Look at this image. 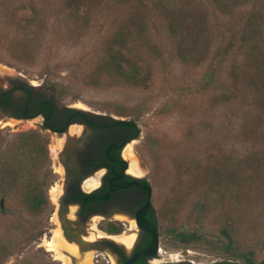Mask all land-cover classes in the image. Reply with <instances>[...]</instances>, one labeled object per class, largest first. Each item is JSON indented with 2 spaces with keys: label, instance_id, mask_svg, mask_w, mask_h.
Wrapping results in <instances>:
<instances>
[{
  "label": "rangeland",
  "instance_id": "1",
  "mask_svg": "<svg viewBox=\"0 0 264 264\" xmlns=\"http://www.w3.org/2000/svg\"><path fill=\"white\" fill-rule=\"evenodd\" d=\"M79 1L76 10L70 0H0L2 87L22 80L54 91L59 105L136 122L139 134L128 142L151 187L160 260L239 263L224 250L226 228L236 253L263 261L264 109L255 100L260 93L230 73L247 48L264 53V0H227L228 7L220 0ZM134 14L146 28H128L138 84L101 67L111 33ZM247 18L263 31L242 45ZM168 22L179 23L175 33ZM229 30L233 45L217 55ZM40 122L0 114V264H63L45 246L60 230L49 218L55 220L50 191L60 188L61 174L51 170L62 171L57 156L80 127L59 136L41 131ZM33 140L43 153L32 151ZM36 183L46 204L32 212L23 195ZM97 220L88 238H95ZM181 232L197 238L184 242Z\"/></svg>",
  "mask_w": 264,
  "mask_h": 264
},
{
  "label": "flooded vegetation",
  "instance_id": "2",
  "mask_svg": "<svg viewBox=\"0 0 264 264\" xmlns=\"http://www.w3.org/2000/svg\"><path fill=\"white\" fill-rule=\"evenodd\" d=\"M6 91L9 92L8 103L0 107L1 115L22 120L40 117V130L59 136L66 133L71 125L80 127L74 132L79 133L74 136V142L69 143L68 137L57 156L62 171L51 170L54 174H61V184L59 189L51 186L53 190L50 193L56 199L51 202L55 212H51L56 216L55 220L49 219L54 225L56 219L59 221L61 232L56 231L53 238L45 242L48 251H51L49 243L57 235L62 245L58 247V252L63 255L64 250L69 251H65L68 255H63L68 257L69 264H196L180 259L160 260L158 226L153 228L151 220H145L151 215L150 208L153 207L150 184L139 176L141 172L137 174L130 170L129 160L124 155L130 142L126 141L128 143L118 150V143L129 134L127 131L116 126L103 127L102 124L110 121L111 117L102 118L100 116L104 114L88 111L85 112L95 118L76 115L64 129L58 131L57 128L71 118L68 110L74 107L59 105L54 91H43L34 84L14 79L5 87L0 83V97ZM42 101L53 106L48 113L49 118L43 113L28 116ZM86 120L95 124L91 125ZM110 147L118 150L119 159L125 162L119 173L116 171L119 161L108 154ZM136 217L140 226L136 224ZM96 218L95 228L91 229L95 238H88L91 228L88 226ZM78 251L92 253L80 255ZM51 252L64 264L56 251Z\"/></svg>",
  "mask_w": 264,
  "mask_h": 264
},
{
  "label": "trees",
  "instance_id": "3",
  "mask_svg": "<svg viewBox=\"0 0 264 264\" xmlns=\"http://www.w3.org/2000/svg\"><path fill=\"white\" fill-rule=\"evenodd\" d=\"M71 4L73 5V7H76V10L79 9V6L81 4V2L79 0H70ZM236 1V0H235ZM239 1V0H237ZM238 3V2H237ZM220 4L223 7H228L227 4V0H220ZM141 19L140 17H138V15L134 14L133 16H130L129 18L126 19L125 24L123 25V27L115 29L112 33H111V38L109 40H111L110 45L108 44L107 46V50H106V54H105V58L102 61V68H105L106 70L109 71H113L116 74H121L125 77H128L129 79H134L135 84L140 83L141 79L143 78H139L140 75L137 72V68L135 66V64L132 62L131 57H130V53H131V49L130 46L128 45L129 42V37L128 35L129 27H131L132 25L135 26L138 30H140L139 32H144L146 30L145 26L141 24V21L138 20ZM180 19V18H179ZM140 21V22H139ZM173 21V20H171ZM202 20L198 19L196 26H199L198 23L201 22ZM254 23V24H253ZM138 24V26L136 25ZM178 22H168V32L171 33H175L177 28H178ZM199 32L203 33L204 31V27L202 26L201 28H198ZM231 29V28H230ZM262 29L260 28V25L255 24V22H253L250 18H247L244 22V26H243V31H242V35H241V44L243 45V43H246L247 41H254L258 36H260L262 34ZM229 33V39L227 42H225V44H221V47H219L217 49V55L220 53H224L225 51H227V49L232 45H233V40H234V31H227ZM140 34V33H138ZM223 37V34L221 35ZM205 40L206 37L202 36ZM132 39V38H131ZM255 46V45H254ZM256 47V46H255ZM253 48H247V50L244 52V56H243V60L241 61L240 65H241V69H239V67H236L238 69V71H231L230 75L232 78V81H234L235 83L237 82H242L244 83L246 86L252 88L255 92L260 93L259 96H257V98L255 99L256 102L259 104V106L264 109V91L262 90L263 85H264V53L260 52L257 49ZM180 48V46H179ZM156 49V48H155ZM154 51H157L155 50ZM181 49V48H180ZM156 53L159 54V52L157 51ZM258 54V55H257ZM235 68V70H236ZM213 69V68H212ZM209 70V72L207 73L206 77H205V82L209 83L212 81L213 78V74H214V69L213 70ZM234 70V68H232ZM237 74L238 76L240 75V78L238 77L237 79ZM136 77V79H135ZM27 89V88H26ZM9 92L6 91L3 93V95L0 97V107L4 106L8 103L7 100V96H8ZM57 98V95H55ZM51 107V108H50ZM53 106L51 104H49L48 102H44L42 101L41 103L38 104L37 109L31 113L28 114V116H32L35 115L36 113H43L45 115V117H47V119L49 118V111H52ZM68 112H70L72 114L71 118L68 119L64 125H62L61 127L57 128L58 131H60L61 129H64L66 127V124H68L71 119L73 117L77 116H82V115H88L85 111L77 109V108H73V109H69ZM89 118H95L92 117L90 114L88 115ZM17 117V116H15ZM102 118H108L109 116L104 115V116H100ZM101 118V119H102ZM48 121V120H47ZM46 119H45V123H47ZM89 124H95L94 121H89L86 120ZM47 125V124H45ZM52 125V124H50ZM104 126H116V127H121V129L127 131L129 134L128 136L121 140L118 143V150L121 149L123 147V145H125L126 141H129L130 139H134L138 136L139 134V128L136 125V122L132 119H127V120H121V119H113L110 118V121H106L103 124ZM53 127V125H52ZM33 143V144H32ZM30 144L34 145L32 151H41L42 153L45 151L43 146L40 144V142H36V141H30ZM32 145H30V147L32 148ZM118 150H113L111 149V147L108 149V154L110 156H115L116 160L119 161V167L116 169V171H118V173L121 171V168L125 165L124 161H121L119 159V152ZM255 161H258L259 159H254ZM260 161V160H259ZM29 189L25 191L24 195H23V201L26 205V207L32 211V212H36L42 209L43 206H45L46 204V198L44 193L40 190L39 185L36 183L35 184H30V186L28 187ZM150 212L151 215L149 217H145V220L150 219L151 220V226L153 228H156L158 226V222H157V216L155 213V209L154 207L150 208ZM221 233L227 238V241L225 243H223V247L224 250L228 253H230L231 257H239L240 259H242L239 263L234 262L232 260H221L218 262H213V263H209V264H264V260L259 262V263H255L252 259V252H247L244 254H238L236 253V248L235 246H233V240L231 239V236L229 234V231L226 228H223L221 230ZM176 235H178V237L180 238V240L184 241V242H189L190 239L192 238H197L195 234H187L184 232L181 233H176Z\"/></svg>",
  "mask_w": 264,
  "mask_h": 264
},
{
  "label": "bare ground",
  "instance_id": "4",
  "mask_svg": "<svg viewBox=\"0 0 264 264\" xmlns=\"http://www.w3.org/2000/svg\"><path fill=\"white\" fill-rule=\"evenodd\" d=\"M79 107H82L81 104L78 105ZM127 159H129V165H130V170L133 171L134 173H137L139 174L140 173V167L138 165V162L136 160V157L134 155V152H133V149H132V146L129 144L127 146V148L125 149V154H124ZM130 171V172H131ZM58 231V230H57ZM61 243L60 241H58V237L57 235L54 237V239L49 243L48 245V248L52 251H56V255L57 257L61 258L64 260V264H68L69 263V260L67 258H65L62 254H60V252H58V247H61ZM69 248V247H68ZM62 250V249H61ZM79 263V262H78Z\"/></svg>",
  "mask_w": 264,
  "mask_h": 264
},
{
  "label": "water",
  "instance_id": "5",
  "mask_svg": "<svg viewBox=\"0 0 264 264\" xmlns=\"http://www.w3.org/2000/svg\"><path fill=\"white\" fill-rule=\"evenodd\" d=\"M27 120H28V119H27ZM135 220H136V224H137L138 226H140L137 217L135 218Z\"/></svg>",
  "mask_w": 264,
  "mask_h": 264
}]
</instances>
